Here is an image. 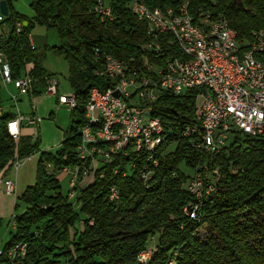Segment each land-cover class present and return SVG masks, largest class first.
Instances as JSON below:
<instances>
[{"label":"trees","instance_id":"16d2710c","mask_svg":"<svg viewBox=\"0 0 264 264\" xmlns=\"http://www.w3.org/2000/svg\"><path fill=\"white\" fill-rule=\"evenodd\" d=\"M2 1L8 3L10 15L1 51L8 57L13 78L28 74L35 80L30 97L44 95L47 79L56 76L44 67L45 53L34 48L31 36L37 25L55 29L59 44L52 50L68 65L77 106L71 110L61 145L53 151H41L40 138L32 134L14 141L7 129L14 114L5 111L0 117V174H7L16 158L39 154L35 183L17 199L25 210L14 215L16 230L3 248L7 253L25 244L26 254L13 263L2 257L0 264H264V137L239 132L220 150L204 151L199 147L198 90L179 96L162 90L152 108V116L160 119L165 131L158 150L114 155L92 182L79 191L72 189L78 192V208L70 201L72 191L62 193L57 174L83 164L76 149L91 92L96 88L105 92L114 85L98 74L104 54L129 67H143L145 61L162 65L171 55H182L176 44L169 45L172 36L160 38L162 56L145 50L147 26L130 11V0H109L113 21L96 14V0H32L31 18L18 13L12 0ZM145 2L156 13L186 4L195 22L202 16L225 20L243 41L264 32V0ZM188 129L198 134H185ZM147 166L152 172L150 187L142 176ZM215 169L218 178L205 180L200 194L187 190L198 173ZM113 189L117 200L111 199ZM19 207L16 203V212ZM156 233L159 242L150 260L142 262L140 256Z\"/></svg>","mask_w":264,"mask_h":264},{"label":"built area","instance_id":"2783aa9c","mask_svg":"<svg viewBox=\"0 0 264 264\" xmlns=\"http://www.w3.org/2000/svg\"><path fill=\"white\" fill-rule=\"evenodd\" d=\"M94 11L104 21L115 19L109 0H96ZM130 11L147 26L149 42L144 46L145 50L162 56L164 52L151 44L150 35L163 37L170 34L169 45L176 44L182 55H171L162 65L145 61L143 67H129L126 62L104 54L102 70L98 74L114 81V85L105 92L96 88V95L88 100L86 125L80 128V157L85 158L86 153L88 157L97 156L99 150H103L104 162L108 164L114 155H126L128 150L147 153L158 150L160 136L165 131H155V121L160 119L152 116V108L162 90H170L177 96L187 91H199L197 119L204 126L199 147L208 153L226 146L230 137L239 132L264 137V32L255 33L252 41H243L225 20H214L210 16L200 17L197 28H190L187 15L191 14L186 11V4L176 11L166 9L162 10V15H155V9L143 5L142 0H130ZM6 18L0 13V81L5 86L14 85L19 94L10 98V105L0 103V111L14 114L12 129L18 134L19 141L26 129H30L36 139L41 118L35 108L31 115H25L19 109L20 97L33 94L35 80L28 74L19 79L12 76L8 57L1 51ZM21 26L17 23L18 32ZM203 42H211L212 52H204ZM185 46H192V53H185ZM175 66H183V73H175ZM59 87L57 77L48 78L44 95L57 97L59 106L70 111L75 109L77 105L72 104L71 94H60ZM14 108L17 111H13ZM93 119H107L101 138L90 135L89 122ZM185 134H191V130ZM28 158H16L12 168L18 171L22 161ZM149 160H152L151 155ZM47 168L50 170L51 165ZM74 168L78 169V166ZM62 171L71 173L75 184L78 173L71 167ZM151 175L148 166L145 167L143 179H150ZM2 183L6 194L15 195L13 180L5 178ZM202 189L203 186L192 193L200 194ZM74 194L75 191L71 192L70 198ZM111 199H117L115 189ZM26 250L25 244H17L7 258L11 263L20 261Z\"/></svg>","mask_w":264,"mask_h":264},{"label":"rangeland","instance_id":"374dc122","mask_svg":"<svg viewBox=\"0 0 264 264\" xmlns=\"http://www.w3.org/2000/svg\"><path fill=\"white\" fill-rule=\"evenodd\" d=\"M31 1L32 0H12L15 10L18 13L27 16L29 18L33 16V11L30 7ZM32 36L46 39L47 49L46 48L41 49V52L45 53L43 65L49 73L53 74L58 78L60 82V93L73 94L68 81V65L64 60V58L56 55L52 50L54 46H57L59 44L58 32L55 29H48L44 26L37 25L32 32ZM1 88H2V99H3L2 103H4L5 105H10V98L13 95L16 96L19 94L18 89L14 85L5 86L4 84L2 85V83H1ZM21 99L22 100L19 103V109L23 114L31 115L33 113V109L38 108L39 116L44 121L43 130H42L43 146L51 147L61 142L62 141L61 139L64 137L65 130L70 125L71 111L67 108H63L60 111L58 109H55L53 110L54 118L52 120L49 119V107H51L53 103L51 102L52 101L51 99H43L42 96L30 97L28 95L22 96ZM13 111H17V109L14 108ZM50 123H54L55 127H51L50 129H47L45 125ZM233 138L234 136H231L230 141ZM16 141H19V139H16ZM80 145H82V141ZM56 148H58V146L50 150H56ZM168 150L169 147L166 148L164 152H166L167 154ZM76 152H77V156H76L77 159L83 161V164L81 166H78V169L72 168L73 171H76L78 173L75 175L76 176L75 184L72 182L73 177L71 173L62 171L59 174H57V179L60 182L62 193L64 195H68L69 192L72 191V189L75 187H77L79 191V189L87 185L89 182H92L95 179V176L98 174V169L106 164L104 162L105 157L103 155L104 153L103 150L102 151L99 150L98 155L92 157H88V154L86 153L85 158L80 157L79 148L76 149ZM38 160H39V154H33L25 161H22V165L19 168L18 173L13 168L10 170L9 172L10 175L8 177L17 182L18 196H22L26 188L35 183ZM182 168L186 170L183 166ZM188 173L192 174L191 171L190 172L188 171ZM217 174H218L217 169L210 172H205L200 174L198 173V175H196L193 179H191L188 182L186 188L190 192L200 191V188L203 186L205 180H208V178L209 179L218 178ZM1 179H2V174H0V181ZM150 179H146L147 187H150L153 184V182H149ZM0 189L3 190L2 188ZM77 195L78 192H76L74 196L70 198V201L74 203L75 206L78 208V205L76 204ZM16 203L20 205L17 212L13 207L14 206L13 198L3 196L2 193L0 192V216H1L0 218L2 219V222L0 224V252L3 251V248L5 244L9 241L11 234L15 233L16 225L13 222L14 215L21 214L25 210V206L20 202V200L18 201L16 200ZM159 237H160L159 233H156L153 236L152 240L148 244L149 248L147 249V252L140 256L141 261L145 262L150 260L153 247H155L158 244Z\"/></svg>","mask_w":264,"mask_h":264},{"label":"bare ground","instance_id":"6f19581e","mask_svg":"<svg viewBox=\"0 0 264 264\" xmlns=\"http://www.w3.org/2000/svg\"><path fill=\"white\" fill-rule=\"evenodd\" d=\"M142 4L146 5L145 0H142ZM186 11H188L187 8H186ZM155 15H162V13H156L155 12ZM101 19L103 20L102 17H101ZM187 22H190V28H197V22H195L192 15H187ZM160 38L161 37H157V35H150L151 44H153L155 46V48H160V52H161L162 49H161V45L159 42ZM203 49H204V52H212L211 42H203ZM185 53H192V46H185ZM175 73H183V66H175ZM165 91L170 92V90H165ZM92 95H96V89L92 90L90 98L92 97ZM71 101H72L73 105H76V97H75L74 93L71 94ZM4 112L5 111H0V117H2L4 115ZM105 127H107V119H93V120H91L89 122L90 135H92L93 138H101V130H104ZM7 129H8L9 136L14 141H16V139H19L18 134L15 131H13V129H12V121L9 122ZM155 131H164L161 121H155ZM195 132H196L195 129L191 130V133H195ZM200 133H204V126H201ZM163 142H164V133H163V135L160 136V147L163 145ZM116 198H119L117 190H116ZM10 252H11V249L7 253H4L3 251H1L0 252L1 260L3 259L2 257L7 258V256H9Z\"/></svg>","mask_w":264,"mask_h":264},{"label":"crops","instance_id":"0c3cea01","mask_svg":"<svg viewBox=\"0 0 264 264\" xmlns=\"http://www.w3.org/2000/svg\"><path fill=\"white\" fill-rule=\"evenodd\" d=\"M31 42H32V45L34 46V48H36V49H38V50H40L41 51V49L43 48H46V39L45 38H40V37H34V36H31ZM59 93H60V87H59ZM61 94V93H60ZM22 97V96H21ZM21 97H20V101L22 100L21 99ZM42 98L43 99H51L52 101L51 102H53L52 103V106L51 107H49V119H52L53 120V118H54V113H53V110H55V109H58L59 111L61 110V109H63V108H66V107H64V106H59V104H58V99H57V97H52V96H46V95H42ZM35 113L39 116V113H38V108H35ZM40 117V116H39ZM41 118V117H40ZM41 123H40V125H39V137L38 138H40V142H41V145H40V149H41V151H53V150H50V149H53L54 147H56V146H60L61 145V143H62V141H63V138L61 139L62 141L61 142H59L57 145H54V146H51V147H44L43 146V140H42V130H43V125H44V121H43V119L41 118ZM55 123H56V121H55ZM55 124L54 123H50V124H46L45 125V127H47V129H50L51 127H55L54 126ZM32 132H31V130L30 129H26L25 131H24V135L25 136H29L30 134H31ZM10 172V171H9ZM9 172L7 173V174H2V179H1V183H2V181L6 178V179H8L9 177ZM17 173H18V171H17ZM9 179H11V178H9ZM12 180V179H11ZM14 181V180H13ZM15 182V184H16V193H15V195H8V194H6L5 193V191H4V185H3V183L0 185V188H2L3 190H1L0 189V192L2 193V195L3 196H6V197H12L13 198V202H14V209H15V203H16V200L18 199V197H20V196H18L17 195V190H18V185H17V182L16 181H14ZM31 186V185H30ZM29 187V186H28ZM27 187V188H28ZM26 188V189H27ZM1 217V216H0Z\"/></svg>","mask_w":264,"mask_h":264},{"label":"water","instance_id":"95a60500","mask_svg":"<svg viewBox=\"0 0 264 264\" xmlns=\"http://www.w3.org/2000/svg\"><path fill=\"white\" fill-rule=\"evenodd\" d=\"M0 13L5 17H9L10 15L9 5L6 1H2L0 3ZM24 25H27V24L25 23ZM116 96H118V93H116Z\"/></svg>","mask_w":264,"mask_h":264}]
</instances>
